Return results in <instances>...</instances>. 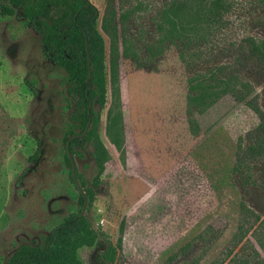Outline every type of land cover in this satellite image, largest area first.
<instances>
[{
  "label": "rangeland",
  "instance_id": "rangeland-1",
  "mask_svg": "<svg viewBox=\"0 0 264 264\" xmlns=\"http://www.w3.org/2000/svg\"><path fill=\"white\" fill-rule=\"evenodd\" d=\"M89 1L107 52L100 30L105 0ZM230 1L222 22L202 41L199 71L230 60L235 39L264 37V0ZM110 2L117 15L128 12L118 32L129 38V51L119 45L116 80L106 82L97 135L109 158L93 202L82 208L99 237L77 256L82 264H102L100 254L112 244L107 264H225L244 240L255 244L264 219V162L232 169L237 137L257 123L244 101L256 92L264 109V82L241 100L226 94L206 110L188 113V72L176 47L146 50L164 0ZM109 107L121 115V157L105 133ZM71 109L65 73L42 57L36 33L21 19L0 15V263L20 243L43 244L53 226L77 211L78 191L62 156ZM35 148L37 156L28 159ZM75 150L74 168L89 184L90 146ZM249 251L245 243L242 253Z\"/></svg>",
  "mask_w": 264,
  "mask_h": 264
},
{
  "label": "trees",
  "instance_id": "trees-1",
  "mask_svg": "<svg viewBox=\"0 0 264 264\" xmlns=\"http://www.w3.org/2000/svg\"><path fill=\"white\" fill-rule=\"evenodd\" d=\"M230 2L164 0L157 11L153 43L148 44L146 50L151 52L157 47L161 50L169 45L176 47L177 55L188 72L185 94L188 113H200L226 94L241 100L244 93L253 92L256 85L264 82V37L241 36L232 43L230 60L216 62L203 71L198 70L196 60L202 41L209 30L217 28L222 22ZM127 14L124 10L117 15L110 0H105L100 18V30L108 40L105 52L103 36L96 28L98 12L89 0H0V15L21 19L38 36L42 57L65 73L66 93L72 100V109L68 113L69 122L63 131L62 142L65 145L68 141L71 156L78 154L75 147L82 148L84 144L90 146L89 155L94 168L89 184L74 169L75 186L64 147L62 156L69 167L68 178L78 191L77 211L53 226L43 244L20 243L0 264H82L77 250L93 245L99 237V232L79 212L83 202L86 206L93 202L94 188L99 184L104 163L109 158L97 135L98 109L105 102L106 82L113 85L116 80L119 45L122 53L127 52L129 38L118 32V23L123 22ZM244 68L246 72L242 73ZM258 99L259 95L254 92L244 101L256 115L257 123L237 137L236 157L232 165L234 171L243 169L248 162H264V109ZM94 105L97 106L96 110ZM105 119L106 136L121 157L123 132L119 108L109 107ZM88 120L87 130L82 137L68 139V134L82 132ZM37 154L38 148H35L28 159H34ZM244 211L253 214L249 208ZM254 219L257 222L259 217L255 215ZM257 227L258 232L253 234V239L264 255V219L259 220ZM238 230L236 245L242 237L241 224ZM245 243L250 249L246 255L242 253ZM255 244L244 240L225 264H264ZM114 252L115 245L107 244L100 254L102 264L111 262ZM219 264H223V261Z\"/></svg>",
  "mask_w": 264,
  "mask_h": 264
},
{
  "label": "water",
  "instance_id": "water-1",
  "mask_svg": "<svg viewBox=\"0 0 264 264\" xmlns=\"http://www.w3.org/2000/svg\"><path fill=\"white\" fill-rule=\"evenodd\" d=\"M88 124H89V120L86 122V124H85L82 132L77 133V134H73V135H69L68 134V139H72L74 137H82L85 134L86 130H87ZM64 147H65V152H66L67 158L69 160L70 175H71V178H72V182H73V184L75 186H77V182H76V178H75V173H74V169H75L74 168V161H73V158H72V156L70 154V151H69V148H68V141H66ZM84 204H85V202H83V204L81 206V210L79 212V215H82V208H83Z\"/></svg>",
  "mask_w": 264,
  "mask_h": 264
}]
</instances>
